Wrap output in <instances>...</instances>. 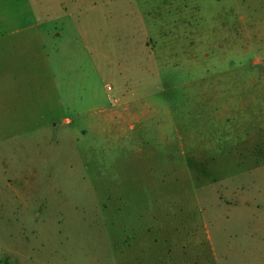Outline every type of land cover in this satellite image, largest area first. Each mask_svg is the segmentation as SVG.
<instances>
[{
  "label": "rangeland",
  "instance_id": "1",
  "mask_svg": "<svg viewBox=\"0 0 264 264\" xmlns=\"http://www.w3.org/2000/svg\"><path fill=\"white\" fill-rule=\"evenodd\" d=\"M0 264H264V0H0Z\"/></svg>",
  "mask_w": 264,
  "mask_h": 264
},
{
  "label": "crops",
  "instance_id": "2",
  "mask_svg": "<svg viewBox=\"0 0 264 264\" xmlns=\"http://www.w3.org/2000/svg\"><path fill=\"white\" fill-rule=\"evenodd\" d=\"M119 4H124V2L120 1ZM159 25L163 23L162 20L158 21ZM142 28H143V31H144V34H145V39H149L151 38L150 36H156L157 38H159L160 40L162 39V36H164V33H163V28L161 29H157L155 30L153 27L148 29L146 24L144 23V25H142ZM159 28V27H158ZM161 37V38H160ZM148 43V40L145 41Z\"/></svg>",
  "mask_w": 264,
  "mask_h": 264
}]
</instances>
